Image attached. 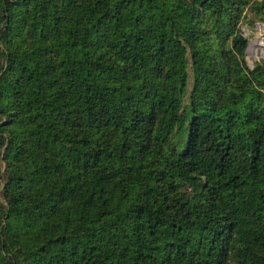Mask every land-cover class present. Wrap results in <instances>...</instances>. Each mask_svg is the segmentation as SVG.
Wrapping results in <instances>:
<instances>
[{
  "label": "trees",
  "instance_id": "16d2710c",
  "mask_svg": "<svg viewBox=\"0 0 264 264\" xmlns=\"http://www.w3.org/2000/svg\"><path fill=\"white\" fill-rule=\"evenodd\" d=\"M243 21L264 0H0V264H264Z\"/></svg>",
  "mask_w": 264,
  "mask_h": 264
},
{
  "label": "rangeland",
  "instance_id": "374dc122",
  "mask_svg": "<svg viewBox=\"0 0 264 264\" xmlns=\"http://www.w3.org/2000/svg\"><path fill=\"white\" fill-rule=\"evenodd\" d=\"M240 28L243 35L249 38L246 60L250 69H254L256 65L264 63V22L256 21L250 25L248 21H243Z\"/></svg>",
  "mask_w": 264,
  "mask_h": 264
}]
</instances>
